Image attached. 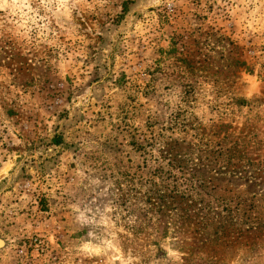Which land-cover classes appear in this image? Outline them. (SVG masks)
<instances>
[{"label":"rangeland","instance_id":"rangeland-1","mask_svg":"<svg viewBox=\"0 0 264 264\" xmlns=\"http://www.w3.org/2000/svg\"><path fill=\"white\" fill-rule=\"evenodd\" d=\"M0 264H264V0H0Z\"/></svg>","mask_w":264,"mask_h":264},{"label":"trees","instance_id":"trees-1","mask_svg":"<svg viewBox=\"0 0 264 264\" xmlns=\"http://www.w3.org/2000/svg\"><path fill=\"white\" fill-rule=\"evenodd\" d=\"M124 8H125V10H127L128 9V4H129V1H125L124 3ZM157 172H158V174L160 175V176H162L163 178H165V176H166V178L168 177L167 176V174H169L168 173V171H166L164 168H159L158 170H157ZM170 176V175H169ZM198 186L199 187H202L203 186V184H202V181L201 182H199V184H198ZM151 199H155V202L158 204V206H159V209H158V213L161 215V216H163V217H165L166 215L168 216V210L170 209L169 207H171V208H175L176 206H177V204L175 205V207L172 205V203H168V201H167V199H166V197H167V195H165V194H163V193H161V192H159V191H151ZM173 197V196H172ZM178 204H180L179 202H177Z\"/></svg>","mask_w":264,"mask_h":264}]
</instances>
